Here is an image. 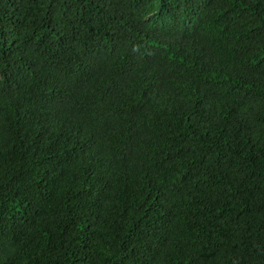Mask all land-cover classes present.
<instances>
[{"label":"trees","instance_id":"trees-1","mask_svg":"<svg viewBox=\"0 0 264 264\" xmlns=\"http://www.w3.org/2000/svg\"><path fill=\"white\" fill-rule=\"evenodd\" d=\"M0 264H264V0H0Z\"/></svg>","mask_w":264,"mask_h":264}]
</instances>
